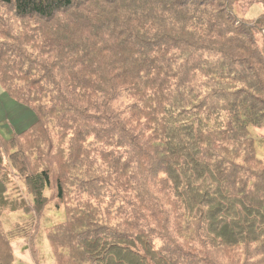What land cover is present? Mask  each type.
Instances as JSON below:
<instances>
[{
	"label": "trees",
	"instance_id": "1",
	"mask_svg": "<svg viewBox=\"0 0 264 264\" xmlns=\"http://www.w3.org/2000/svg\"><path fill=\"white\" fill-rule=\"evenodd\" d=\"M237 1L0 0V86L36 116L0 136V264L47 210L55 264H264V0Z\"/></svg>",
	"mask_w": 264,
	"mask_h": 264
},
{
	"label": "rangeland",
	"instance_id": "2",
	"mask_svg": "<svg viewBox=\"0 0 264 264\" xmlns=\"http://www.w3.org/2000/svg\"><path fill=\"white\" fill-rule=\"evenodd\" d=\"M251 1L241 0L240 3L238 1L235 2V6L233 7L234 11L245 19L253 20L257 18L263 11V8L256 0ZM3 91V88L0 86V136L4 139H9L15 133L29 127L35 121L36 116L28 106L18 103ZM250 131L255 138L256 154L259 158L264 159V128H250ZM4 169L5 167L3 169L0 168V175ZM10 185V192L13 195L17 194L16 188L24 194L21 186L22 183L19 180H13ZM24 196L26 195L24 194ZM28 216L30 215H24L22 211L6 212L1 215V223L6 231H10L16 222L20 223L22 221L21 218L23 219ZM45 217L47 219L42 218L36 225L32 226L35 227V232L31 237L28 234L20 237L15 236L11 240L15 264L56 263L44 236L43 228L52 222H56V220H61L63 218V212L61 210H47ZM33 245H36L35 251L30 248V246L33 248Z\"/></svg>",
	"mask_w": 264,
	"mask_h": 264
}]
</instances>
